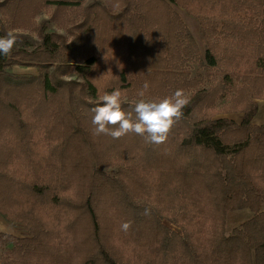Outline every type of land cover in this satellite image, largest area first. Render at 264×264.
I'll list each match as a JSON object with an SVG mask.
<instances>
[{
  "label": "trees",
  "instance_id": "16d2710c",
  "mask_svg": "<svg viewBox=\"0 0 264 264\" xmlns=\"http://www.w3.org/2000/svg\"><path fill=\"white\" fill-rule=\"evenodd\" d=\"M51 7L68 36L0 55V214L26 232L0 233V264H264V0H4L0 36ZM146 81L189 101L167 141L95 135L103 95L127 109Z\"/></svg>",
  "mask_w": 264,
  "mask_h": 264
},
{
  "label": "clouds",
  "instance_id": "9594fccd",
  "mask_svg": "<svg viewBox=\"0 0 264 264\" xmlns=\"http://www.w3.org/2000/svg\"><path fill=\"white\" fill-rule=\"evenodd\" d=\"M19 43L14 31L0 36V55L8 56ZM150 85L146 81L138 95L141 99L125 108L121 97L122 92L116 88L102 97V103L93 107L92 125L95 135H109L120 139L129 133L144 138L146 143L160 145L167 141L172 128L183 116V109L189 103L184 89H177L171 95L159 100L143 99ZM143 215H150L145 209ZM132 226L131 221L121 224V230L127 232Z\"/></svg>",
  "mask_w": 264,
  "mask_h": 264
},
{
  "label": "rangeland",
  "instance_id": "374dc122",
  "mask_svg": "<svg viewBox=\"0 0 264 264\" xmlns=\"http://www.w3.org/2000/svg\"><path fill=\"white\" fill-rule=\"evenodd\" d=\"M2 1L4 0H0V2ZM174 7L177 10V12L180 14V16L182 17L187 27L189 28L193 37L198 42L202 55H204L206 46L202 38V32H201V27L199 25V22L197 21L196 18L188 15L185 10L179 8L177 5H174ZM53 14H54V7H51L50 9L44 11L43 13L39 14L36 17L34 30L20 31V32L16 31V34H19L20 36L27 38V40H29L30 43H39L40 33L42 31L58 32V33L68 36V29L64 25L60 24L59 20L57 21L56 19H54ZM0 18H1V14H0ZM13 72L16 74H37L38 73L35 68H31V67H28V68L15 67L13 69ZM259 102H264V101H259ZM257 114H258V117H262L261 114L259 115V111ZM230 115H235L233 116V118L239 121L241 117L237 115H242V114H230ZM252 216H253V213L248 209H241L238 211L229 212L227 215V220H226L227 234H232L234 229L240 227L242 223L252 218ZM0 233L12 234V235L19 236V237H22L26 234L22 225L7 221L1 214H0ZM7 249L8 248H6L5 246L0 247V260L2 256L5 255V252Z\"/></svg>",
  "mask_w": 264,
  "mask_h": 264
},
{
  "label": "crops",
  "instance_id": "0c3cea01",
  "mask_svg": "<svg viewBox=\"0 0 264 264\" xmlns=\"http://www.w3.org/2000/svg\"><path fill=\"white\" fill-rule=\"evenodd\" d=\"M259 103H260L259 104V115L261 114L262 117H258V114H257V116L254 118V123L259 124V125H263L264 124V102H259ZM228 116L231 117L232 119H234L233 116H235V115H228ZM237 116H240L241 119L239 121L235 120V119L234 120L237 121L238 123H240L243 119V115H237Z\"/></svg>",
  "mask_w": 264,
  "mask_h": 264
}]
</instances>
